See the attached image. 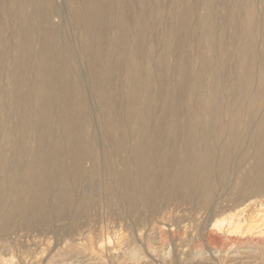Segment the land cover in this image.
I'll return each instance as SVG.
<instances>
[{"label": "bare ground", "instance_id": "obj_1", "mask_svg": "<svg viewBox=\"0 0 264 264\" xmlns=\"http://www.w3.org/2000/svg\"><path fill=\"white\" fill-rule=\"evenodd\" d=\"M69 2L65 11L54 0H0V250L5 248L3 239L9 240L6 236L14 218L27 227L47 226L71 211L73 203L77 206L73 215L81 218L91 208V194L84 195L80 184L86 181L96 188L94 177L99 171L105 196H112L114 177L107 157L101 156L99 165L95 162L89 170L82 167L87 158L99 159L97 134L88 143L82 139L90 111L85 84L97 92L96 105L108 112L104 122L115 151L132 141L131 157L117 159L120 170L115 178L132 211L138 202L150 205L155 198L153 168L160 169L156 179L161 185L170 177L169 199L175 195L186 199L191 191L209 206L214 183H222L239 161L250 167L240 175L237 191L243 206L234 217L245 216L253 205L250 200L264 192V0ZM169 6L177 14L174 23L167 20L171 25L166 23ZM215 7L221 9L219 16L213 12ZM131 9L132 15L127 13ZM53 14L60 23L52 21ZM168 35L173 41L167 40ZM189 47L198 61L193 59L194 67L185 69L183 78L179 75L180 89L171 90L167 58L171 52L180 56L184 51L186 57ZM146 58L157 79L153 111L148 105L153 85L148 91L140 85L147 77ZM113 67L123 69L128 78L123 84L127 99L123 106L118 103L121 109L112 84ZM187 88L195 98L201 91L206 93L205 111L194 104L185 106ZM140 98L142 105L137 104ZM251 117L254 128L239 129ZM197 118L202 128L196 132ZM152 123L158 126L153 129ZM27 135L33 138L32 148L25 144ZM234 151L237 161L232 159ZM177 159L180 168L174 170ZM67 229L73 234L72 226ZM213 230L219 227L215 224Z\"/></svg>", "mask_w": 264, "mask_h": 264}, {"label": "rangeland", "instance_id": "obj_2", "mask_svg": "<svg viewBox=\"0 0 264 264\" xmlns=\"http://www.w3.org/2000/svg\"><path fill=\"white\" fill-rule=\"evenodd\" d=\"M54 1L65 11L68 10L67 7H70L69 0ZM170 7L171 6H169V8ZM169 10L171 11V13H169L166 17L167 24L170 23L168 22L169 20L174 23L177 18V14H173L176 12L173 6ZM132 11L133 9H131V11H128L127 13L132 15ZM213 12L216 16H219L220 14L218 13L221 12L220 7H215ZM127 13L126 15H128ZM170 14H173L174 16H170ZM53 15L52 21L54 23H60L59 16H57L56 14ZM173 19L174 21H172ZM148 28L151 30V32H154V27L151 26L150 28V25H148ZM170 36L168 35L167 38H169ZM172 39L169 38L167 40L173 41ZM171 53L172 54H169L167 58L169 74H171L169 75V86H171V90L176 89L175 91H177V89H180V82L182 83L181 77L183 78V73L194 67L195 64L193 63H195V60L193 59L197 60V57L192 58L194 57V53H192V47H189V50L186 51L187 58L185 57V55L183 56L182 53H180V56L178 54L176 55V52ZM173 54L175 56H173ZM181 54L183 57L181 56ZM176 56H178L179 58ZM181 57L183 59L185 57L184 61H186L184 62L182 59H180ZM174 59L177 60L178 63ZM147 60L148 58H146V70L144 74L147 77L144 76L145 79L143 77L142 83L143 81L144 83H140V85L142 89L147 91L150 90V87L153 85L151 89L152 91L153 87L156 86L154 84H156L155 81L157 82V79H154L156 77L153 76L150 59L148 61ZM181 60L184 64L187 63L189 67L191 65L192 66L189 68L185 64L188 67L187 68L186 66L182 65ZM113 69L115 70V74L112 78V84L116 92V97L118 96L116 98V103L117 105L119 103L120 106H123L125 100L127 99V94L125 92V86L127 82L125 81H127L126 79L128 78L126 76V72L123 71V69L122 71L120 70L121 72L119 71V68V72L116 70V67H113ZM179 69L182 70L180 71ZM185 69L187 70L185 71ZM81 72L86 79L83 70ZM179 75H181V77ZM33 79L34 78L31 77V81H33ZM123 84L125 86H123ZM157 88H154L155 90H153L152 92L150 91V93L152 94L148 105H150V109L152 111L155 109V106L157 104ZM84 91L86 92L87 103L89 105L90 111L88 123L86 124L82 132V139L85 143H88L92 139L93 135L95 136V134H97L95 136V139L97 140L96 154L99 159H96L94 161L91 158H87L83 161L82 167L84 164L83 168H85V170H89V168H91L95 162L99 165V162L97 161L101 160V156L107 157L109 159L111 176L114 177L112 196L110 198H107L105 196L102 187L104 177L103 173L99 171L94 177V179H97L96 188H91L90 184L86 183V181H83L80 184V190L84 195L90 197L91 194V208L83 215L84 217L81 216L80 218L79 215H73V212H75L77 209L76 203H73L74 205H72L71 211L68 210L62 216L55 217L56 219L51 218L52 222L50 220V222L48 223L49 225L47 224V226L46 224L39 225L37 223H33V225L31 224L27 227V225H20V219L14 218L12 220L13 225L11 224L10 227L11 231H9L11 233L6 236V240L9 239L11 242L9 240L8 242H5V238L3 239L5 243V251L4 249L0 250V263H8L9 261H11V263L13 264H81L82 262L83 264H264V192L260 194L259 198L256 197L257 199L250 200L253 201V205L249 209L250 212L248 210V212L244 214L245 216L240 215L238 218L234 217V214H236L235 212L243 206L241 205L242 203L237 191L241 182L240 177L242 176L241 174L250 167V163L248 162L242 164L241 162L237 161L238 157L236 156L237 152H239L240 149L237 150V152L234 151L235 153L232 156V159L234 161H237V167L234 169H230L229 172L226 173L225 180H223L222 183H218V181H216L217 183H214L212 187L213 190H211L209 194V206H206L205 203L201 201L202 198L198 194L194 192H192V194L191 191H189L190 193L188 192V195L186 197L187 200L180 195H175L174 197L169 199L168 193L170 191L167 190V183L170 181L168 180L170 177H167L168 179L165 178V184L164 181L163 184L167 185L164 186L162 184L164 186L163 187L161 185V182H157L158 180L156 179V176H158L160 169L153 168L152 171L157 172L153 173V176H155L156 180L155 183L157 185V188L155 189V198L150 202V205L147 204V202H138L137 206L140 208L137 207L135 211H132L129 201H127V197L124 196L125 194L123 190L119 185H116L115 181L117 173H119L120 170V167L116 163L117 159L122 157H131L130 153L132 151V141L128 139L129 141H126L128 143H125V146L120 152L115 151L114 147L112 146L110 132L104 122V120L108 118V112L96 105L97 92L92 90L89 84H85ZM190 91L191 89L187 88L185 92V106L194 104L196 107L200 106V110L205 111L207 108V101H205V99H208L206 93L203 91L197 93L198 96L195 95L197 98L196 99ZM90 92L92 93L90 94ZM141 99L143 98L138 99V105L143 104V100ZM190 100L193 101V103L190 102ZM121 102L123 103V105L121 104ZM120 106L119 109H121ZM139 109H141V106L139 107ZM180 120H182V118H180ZM200 123L201 119L197 118L194 124L196 132L197 130L199 131L202 128V123ZM154 124H156V127L158 126L157 123H152L153 129L156 128ZM253 125L255 126L253 117L245 118L244 122L239 125V129H241V127L247 129H251L252 127L253 129ZM101 128L103 129V131H101ZM28 135L25 139V144L27 148H32L34 145L33 138L31 135L30 137ZM106 141L107 144L110 145L109 149L107 148L108 145L106 144ZM233 144H235V141L233 142ZM26 154L27 150H24L22 155L25 159H27ZM112 155L114 158L111 157ZM160 159L158 161H160ZM87 161H90V164H88ZM163 161L164 159L161 161V163ZM114 168H116L117 170H114ZM173 168L174 170H178L180 168L178 159L175 161ZM159 185H161L162 187ZM158 188L160 189L157 190ZM99 192L101 194H99ZM121 193L126 199L121 196ZM104 198H106L107 201ZM133 212H135L134 215ZM61 218L63 219L61 220ZM78 222L80 225L78 224ZM215 224L217 225V228L219 227V230H216V232L214 233L215 230H213V226H215ZM70 226L74 228L73 234L72 232H68L67 228H69ZM39 227H42V229ZM37 228L39 229V231ZM49 228L51 229V231L54 229V231L51 232ZM16 229H18L19 231ZM33 230H36L37 232ZM13 231L18 233L16 234ZM77 234H79L80 236ZM14 236L17 240H15ZM8 248L10 251H7ZM83 256H87L88 258L91 257L94 260L89 261L87 260V257L83 258ZM78 258H80L81 260Z\"/></svg>", "mask_w": 264, "mask_h": 264}]
</instances>
